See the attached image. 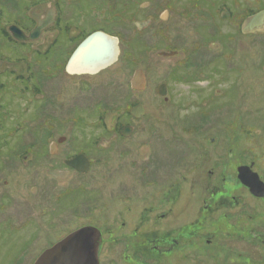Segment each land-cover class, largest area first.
I'll use <instances>...</instances> for the list:
<instances>
[{
  "label": "flooded vegetation",
  "instance_id": "af4514ba",
  "mask_svg": "<svg viewBox=\"0 0 264 264\" xmlns=\"http://www.w3.org/2000/svg\"><path fill=\"white\" fill-rule=\"evenodd\" d=\"M17 1L19 5L21 0ZM226 1L215 0L219 8L215 16L212 15L209 9H201L198 6V0H187L182 9L174 5V0L159 1L164 9L160 11L156 21V34L161 41L160 45L165 47L159 54L163 59L171 58L177 60L169 71L161 74V80L155 89L159 100V109L162 110L159 113L161 116L159 120L161 123L166 121L167 118L176 121V129L178 133L181 132L184 139H187L185 136L194 135L196 137L198 135L196 141L201 142L196 145H190L188 147L189 150H186L187 154H183L181 157L179 154L180 141L166 150H157L152 145H148V142L153 137V130L151 129V125L153 124H150V127L148 126L150 120L143 103L134 101L127 104L124 109H102L99 105H96L88 114H84V111H81V107H79L77 100L73 96L75 92L73 87L61 83L54 84L56 85L54 88L50 85H44V83L60 78H68L74 81L79 92L86 90V92L93 93L95 84H93L94 81L92 82L91 79L100 77L115 67L122 60L124 46H128L129 53L131 50L139 52L148 50L147 44L143 39L145 30L139 31L132 38L127 36V33H129V29L127 30L128 24L132 23V20L137 19V17L130 15L126 1L116 0L113 6H111V10L109 7V11L120 10L121 14L117 12L118 15L112 16L111 13L110 16H104L102 17L103 21H100L101 23L94 21L90 16H64L61 14L60 6L57 5L56 1L55 4H51V1L37 4L53 5L57 13L55 20L52 22L53 18L51 16L46 18L47 15H44L42 18L44 20L43 31L40 34V38L36 41L19 42L12 37L15 43L25 49H20L14 53L12 60L7 61L4 59L6 63L3 71L4 73L8 71L11 74H15V82H27V87L22 90L23 96L13 98L8 105H18L19 109L21 108L23 113L28 116L34 114V117L37 118L36 123L39 122V124H32L34 127L30 128L31 124L28 127L25 124V127L22 128L25 130V133L23 134L21 144L11 145L10 143H4L7 137L3 135L4 130L0 120V171L6 170V168L9 169L11 162H13V165L21 163L25 167V171L32 173L29 176L35 177L37 181L48 179L46 187L58 191L47 194L49 191L45 190L44 203H40L43 201L41 200L36 204V202H32L35 200L31 201L27 199L26 202L31 209L24 210V214L15 213L12 208L14 203L10 193L2 194L0 198V236L4 230H7L6 228L10 227H12L11 229L16 228L17 231L29 229L25 231L28 237L36 229H40V232H43L44 229V243H51L39 251L37 247L39 245L34 243L42 238L36 237L32 241L34 245L31 246L30 244L22 253H19L18 257L20 259L34 263L46 250L61 242L71 233L84 228H94L101 233L99 240L100 264H103V261L105 262L104 258L110 257L111 255L109 254L111 253H121L123 254V260L128 263H134L141 261V257L145 255L147 246H150L153 252L160 253V255L172 254L181 246L182 242L179 232L176 235L172 234L166 237L162 235L157 238L155 237V239L148 237L146 232L153 227L173 231L174 225H179V200L183 196L184 187L187 184H191L189 189L186 190L192 192L193 195L194 190H198L200 194L199 189L204 190V192H201L203 196L206 192H212L210 183L215 176V172L211 170L212 166L210 167V163L208 162H211L213 157H215V160L217 158V164L220 165V168L224 169L221 171L222 173L226 168L222 163L227 160V155L221 148L220 151L218 150L219 152L217 150L211 152L210 148L213 143L216 148L220 147L221 144L216 143L215 140L212 141L209 137H207L209 138V142L207 138L204 139L202 132L207 128L197 125L196 122L207 116L211 111H208V108H206V102H204L203 106L195 103L200 97L206 98L205 93L209 90L205 92L203 89L198 94L193 89L195 86H202L205 90L206 87L211 89L216 83L213 82L210 85L208 83L200 84L201 82L186 78L203 70L204 67L216 65L213 63L215 58H217L216 55L209 61H205L200 57L203 51H209L212 54L211 50L206 49L205 46L197 45L199 40L203 38L202 35L208 31L211 32L210 29L205 28L207 23L203 19L207 16H213L214 25L218 28L220 36L229 35L232 37L230 41L233 42L237 38H243L245 35L256 37L264 34H244L242 32V24L246 17L253 15L250 14L252 10L248 11L247 14H242V11H235L234 13L228 7L229 5ZM239 3L240 1L235 0L231 4L233 9ZM176 8L179 9L176 10ZM223 8L225 9L222 10ZM32 9L29 12V16L26 12L20 14V11L13 15L12 17L15 21H12L13 23L8 26V32L11 26L16 25L26 34H30L38 26V21L31 17ZM223 11L228 13L227 17H225L226 19L228 18L231 21L235 18L237 21H240L238 23L237 35H230L221 30L222 23H220V19L222 20V18L220 14ZM165 12H175L187 21H194V27H197V30L194 32L196 39L190 45L179 44V41H177V44H174L170 41L169 35L171 30L169 26H165L166 23L161 19V15ZM18 16H20L21 20L16 19ZM26 18L27 20H25ZM130 18L131 22L125 21ZM95 32H103L119 40L121 53L118 62L94 75L70 74L67 71V66L72 55L84 40ZM41 38L42 42L39 41ZM176 38L178 39L180 36ZM38 41L40 43H37ZM228 42L225 45L224 40L223 44L229 48ZM17 49L15 48V50ZM54 54L55 56L51 57ZM36 55H38V61L34 60ZM130 55L133 57V54L130 53ZM131 57L130 63L132 65L136 61ZM42 58H45L47 62H42ZM31 59L33 63H30ZM7 62L21 64V70L16 71L8 68ZM36 67L38 70L35 69ZM139 70L134 71L129 83L131 92L135 96L147 92L145 91L147 88V78L144 90L137 91L133 89L132 79L135 72ZM261 71L264 73V63ZM26 72L27 74H25ZM6 77H8L7 74ZM6 86L0 84L1 89ZM159 90L161 94H158ZM21 99H25V103L23 104L25 106L20 107L19 102L16 103L17 100ZM30 104H32L31 110H29ZM138 106H142L144 112L140 115H134L132 111ZM2 107L3 102L0 100V110ZM53 107L57 108L58 112L61 111V114L59 113L56 116L50 114L48 111V115L43 116L42 119L40 118L42 110ZM32 110L33 112L30 113ZM15 115L12 116L11 114L9 118L14 119ZM91 121L92 123H90ZM89 125L91 129L86 131L85 127ZM16 130H21V127L19 126ZM70 130L73 133H70ZM27 132L32 136L31 143H26L24 140V135ZM8 139L10 138L8 137ZM42 140H44V144L39 145L38 142ZM39 151L40 154L38 153ZM189 152L192 153V160L188 159V168L185 171H179V166L181 163H185ZM151 160L155 161V167L149 166L148 162ZM73 161L77 162V166L80 167L79 169L70 165ZM7 162L9 165H4ZM163 162H168L169 167H167L166 172L162 173V169L165 168ZM204 162L207 166L204 170H207L202 173L207 175L191 176V173H196ZM243 166L251 167L253 172L257 173L254 170L255 163H252L250 166L241 165L237 170ZM40 167H45L44 172L46 175L43 176L45 178L41 176L43 174L42 170L38 172L35 170V168L39 169ZM97 168L100 169L98 172L96 171L100 174L98 176L93 175ZM83 169L86 170L83 171ZM18 171L17 169H9L4 171V173L13 176ZM55 171L59 172V174L67 173V176L63 179L56 178L52 175V172ZM154 172H157L158 175H155ZM112 173L115 174L112 175ZM259 176L264 183V177ZM74 181L76 185H73ZM4 182L6 187L10 186L9 180ZM217 182L219 185H225L228 183V178L223 175L218 178ZM200 183H206L208 187L198 186ZM235 184L238 186L236 195H239L238 191L241 193L243 190H246L248 195L253 199H264V197H259L257 193L245 186L238 176L235 177ZM40 189L43 190L44 188ZM231 198L232 203L237 205L239 202L238 197L232 196ZM189 202L186 204V212L193 214V221L189 224L191 231L187 235V240L195 239V244L206 243L211 246L212 241L218 238L219 234H223V226L218 225L219 219L214 220L212 218L211 211H209L212 210L210 204L204 206V211L195 212V208L190 207ZM38 205L44 206V208H37ZM217 210L221 211L222 207L220 206ZM67 211H72V215H68ZM149 213L155 214V216L149 217ZM108 215L112 216L108 218V221H105ZM242 215L244 216L245 214L236 216L232 213L223 212L221 220L240 226L242 224ZM70 217L73 219L68 222L67 218ZM250 217L253 218L252 216ZM216 220L217 223H214ZM207 222L215 224L218 227L217 230H209L208 233L204 232L205 230L203 231L202 227ZM239 222L241 223L239 224ZM63 227L70 228L71 231L59 236L53 242L52 237L47 235V231L51 228L65 229ZM177 227L179 230V226ZM225 240L227 241V239ZM230 240L241 241L243 239L240 237V234H234L233 239ZM216 243L218 242L216 241ZM221 246H224V244ZM120 249H123V251L120 252ZM105 253L108 255H105ZM108 259L111 264L118 262L113 257ZM106 262L109 264L108 261Z\"/></svg>",
  "mask_w": 264,
  "mask_h": 264
},
{
  "label": "rangeland",
  "instance_id": "374dc122",
  "mask_svg": "<svg viewBox=\"0 0 264 264\" xmlns=\"http://www.w3.org/2000/svg\"><path fill=\"white\" fill-rule=\"evenodd\" d=\"M24 1L31 2L32 0ZM59 1L60 3H58V6H60L62 15L72 17L82 15L90 16L94 21L100 22L103 21L102 17L110 16V13L112 12L109 13V7L111 10V6H113L116 0H80L79 5L78 0ZM153 1L156 5H159V1L162 0ZM186 1L187 0H174V5L182 9V6L185 5ZM198 1L199 5H197L201 9H209L213 16L219 11L215 0ZM238 1H240V3L235 9H233V6L231 5L235 0L226 1L229 5L228 7H230L234 13L235 11H242V14H247L250 10L261 11L264 8V0ZM17 2V0H0V9H2L4 13L2 21H9V19L15 21L12 16L19 12ZM22 2L23 0H21L19 4L21 10H24V3L21 4ZM53 3H56L55 0L51 1V4ZM148 6L147 3L142 5V8L147 9L139 12H137V8H132L134 13H136H133L131 16H136L137 19H133L132 23H129L127 26V30L129 29L127 36L130 38L139 31L145 30L143 39L147 44L148 50L144 52L131 50L130 53L133 54V57H131V55L129 56L130 53L128 46H124L122 60L108 73L91 79L92 82L94 81L93 84H95V90L93 93H89V91L86 92V90L84 92L82 90L79 92L74 81L68 78H60L52 82L44 83V85H50L54 88V86H56L54 84L61 83L73 87L75 89L73 96L77 100L79 107H81V111H84V114H88L93 107H96V105H99L102 109H124L127 104L134 101L143 103L151 122H149L148 126L150 127V124H153L151 125L153 137L151 141L148 142V145H152L157 150H166L170 149L174 144H177L180 141L179 154L181 157L183 154H187L186 150H189L188 147L190 145H196L201 142L196 141L198 135H196V137H194V135L189 137L185 136L187 139H184L181 132L178 133V130L176 129V121L167 118L166 121L161 123L159 120L161 117L159 113L162 112V110L159 109V100L156 96L155 89L161 80V74L169 71L177 60L171 58L163 59V57L160 56L159 53L165 48L160 45L161 41L156 34V21L159 17L160 11L157 6L156 8ZM179 8H176V10ZM31 9L32 7H29V10H26L28 16ZM224 9L225 8L222 10ZM115 13L116 12L114 11L112 16L115 15ZM20 14H23V11H21ZM227 15L228 13L224 11L220 14L222 18V20L220 19V23H222L221 30L230 35H237L238 23L240 21H237L235 18L230 21L228 18H225ZM213 16H207L203 19L207 23L206 25L203 23L205 28L207 27L211 32L208 31L206 34L202 35L203 38L199 40L197 45L205 46L206 49L211 50L212 54L209 51H203L201 52L200 57L205 61H209L214 55H216L217 58H215V61L213 60V63L216 65L218 64V66L211 65L204 67L203 70L186 78L201 82L200 84L208 83V85H210L213 82L216 83L211 89L206 87L205 90L202 86H195L193 89L195 90V93L198 94H200L199 92L203 91V89L205 92L209 90L205 93L206 98L200 97L195 103L203 106L204 102H206V108H208V111H211L207 116L196 122L197 125L207 128L202 132V137L204 139L209 137L212 141L215 140L216 143L221 144L220 147L218 146V148H216L212 142L213 144L211 145L210 150L211 152L215 150L220 151L221 148L223 152L226 153L227 160L222 163L226 166L225 171L221 173L224 169L220 168V165L217 164V158L215 160V157H213L211 162H208L210 163L209 166H212L211 170L215 172V176L210 183L212 192H206L203 196L201 195V192H204V190L199 189L200 194L198 193V190H194L193 195L192 192L186 190L189 189L191 184H187L184 187V193L183 196L180 197V205L178 208L179 225L177 226H179V230L176 225H174L173 231L170 229L162 230L161 228L156 227L147 230V236L154 239L155 237L157 238L162 235L164 237L172 234L176 235V233L179 232L182 243L174 253L160 255V253L153 252L150 246H147L145 249V255L141 257V261L128 263L123 260V254L111 253L109 254L111 255L110 257L108 256L106 259L104 258L105 262L103 261V264H107L106 261L109 263L108 258L111 257L116 258L118 261L116 264H264V199H253L248 195L246 190H243L241 193L238 191L239 195L235 194L237 193L236 191L238 187L235 184V177L238 176L237 168L239 166H250L252 163H255L254 170L261 175V177H264V73L261 71V67L264 63V34L256 37L245 35L243 38H237L235 42L230 41L232 37L229 35L220 36L218 28L214 25ZM27 18L25 20H27ZM161 19L166 23L165 26H169L171 30L170 35L169 32L168 35L172 43L177 44V41H179V44L188 46L196 39L194 32L197 30V27H194V21H187L175 12H165L161 15ZM125 21L131 22V18L126 19ZM12 23L13 22L6 24V27L10 26ZM1 25L2 22L0 21V27ZM177 36H180V38L177 39ZM2 37L3 35L0 30V82H3L0 84L7 85L3 89L0 88V100L3 102V107L0 110V120L4 130L3 135L4 137H7L4 143L17 145L21 144L23 134L25 133V130L22 128L25 127V124L27 127L31 124L29 128L34 127L32 124L36 123L37 118L34 117V114L29 116L24 114L21 108L19 109L18 105H8L13 98L23 96L24 93L22 90L27 87V82H15L14 79L16 75L11 74L8 71L5 72L8 75V77H6V74L3 71L6 63L4 59L6 56L14 58V53L20 49L24 50L25 48L15 46L14 43L12 44L9 40H4ZM224 40L225 45L227 41H229V48L224 46ZM39 41L42 42V38ZM39 41L37 43H40ZM16 47H18L17 50H15ZM52 56H55V54L51 55V57ZM37 57L38 55L34 57V60L38 61L39 59H37ZM51 57L48 59L49 61ZM130 57L136 61L132 63V65L130 63ZM41 61L44 63L47 62L45 58H42ZM30 63H33L32 59ZM35 69L38 70L37 67ZM137 69L144 71L147 78V88L145 90L147 92L140 95L138 94L139 96H135L129 87L132 75ZM25 74H27V72ZM24 100L25 99L17 100L16 103L19 102L20 107L25 106L23 105L25 103ZM31 109L32 104L29 105V110ZM48 111L50 114L56 116L59 113L61 114V111L58 112V109L53 107L50 109H44L42 112L40 111L42 113L40 118L42 119L43 116L45 117L48 115ZM32 112L33 110L30 113ZM11 114L12 116L16 114L14 119L9 118ZM90 123H92V121ZM36 124H39V122ZM69 125L71 126V124ZM90 125L85 127L86 131L91 129ZM19 126L21 127V130L17 131L16 129H18ZM70 133L73 132L70 130ZM8 137L10 139H8ZM209 138H207V141ZM24 140L26 143L32 142V136L29 132L24 135ZM38 144L43 145L44 140L39 141ZM38 153L40 154V151ZM191 154L192 153L189 152L185 163H181L179 171H185L188 168L189 160L192 158ZM148 163L149 166L155 167L156 165L153 160ZM205 164V162L202 163L197 172L191 173V176L198 177V175H207L202 173L207 170H204V168L207 167ZM4 165H9V163L7 162ZM163 166L165 168L162 169V173L166 172L167 167H169L168 162H163ZM9 169H17L19 171L13 176H10L9 174L6 175L4 171ZM9 169L6 168V170L3 169V171H0V198L3 193H10L13 198V203L15 204L12 205L15 213L24 214V210L30 208L26 202L27 199L31 201L35 200L32 202L38 204L39 201L43 200L45 190L49 191L47 194L58 191L56 189H53V191L51 188L46 187L48 179L37 181L35 177L29 176L31 172L25 171V167L21 163H15L13 165V162H11ZM35 170L37 172L42 170V177L46 175L44 172L45 167H40L39 169L35 168ZM99 170L100 169L97 168L93 175H100L97 173ZM114 174L112 173V175ZM154 174L158 175L157 172H154ZM223 175L228 178V183L225 185H219L217 180ZM6 180H9L10 182V186L8 187H6L4 182ZM74 184L76 185L75 181L73 182V185ZM204 184L206 183H200L198 186L208 187L207 184ZM40 188L44 189L41 190ZM231 195L238 197L237 199L239 202L237 205L232 203ZM188 202L190 203V207L195 208V212L204 211V206L210 204L212 210L209 211H211L212 218L214 220L219 219L218 225L223 226V228L221 226L223 234H219V237L212 241L211 246L206 243L195 244V239L187 240V235H189V232L191 231L189 224L193 221V214L191 212H186V204ZM40 203H44V200ZM220 206L222 207L221 211L217 210ZM39 207L44 208V206L38 205L37 208ZM223 212L228 214L232 213L236 216L244 213L245 215H242L243 217L241 218L242 224L238 226L226 222L225 220H221ZM67 213L68 215H72L73 212L67 211ZM111 216L112 215H108L105 221H108V218ZM154 216L155 214L149 213V217ZM67 219L69 222V220L71 221L73 218L70 217ZM217 220L214 223H217ZM240 223L241 222H239V224ZM11 228L12 227L6 228L7 230H4L0 236V264H35L38 259L34 263L26 262L24 259H20L18 255L30 244L31 246L34 244L39 245L37 246L39 251L46 246H49L51 243H44V229L43 232H40V229H36L31 233V236L28 237L25 231L29 229L25 231H17L16 228ZM63 228L65 229L51 228L47 231V235H50L52 241L55 242L59 236L71 231L70 228ZM202 228L203 231L205 230L204 232L208 233L209 230H217L218 227H216L215 224L207 222ZM234 234H240V237H242L243 240H230L233 239ZM36 237H41L42 239L38 240V243L35 242L32 244V241ZM225 239H227V241ZM216 241L218 243H216ZM43 244L44 246H42ZM222 244H224V246H221ZM121 251H123V249H120V252ZM105 252H107V250H105ZM105 255L108 254L105 253ZM41 256L42 254L39 258Z\"/></svg>",
  "mask_w": 264,
  "mask_h": 264
},
{
  "label": "water",
  "instance_id": "95a60500",
  "mask_svg": "<svg viewBox=\"0 0 264 264\" xmlns=\"http://www.w3.org/2000/svg\"><path fill=\"white\" fill-rule=\"evenodd\" d=\"M44 15L51 16L52 22L57 13L53 5L40 4L31 11V17L38 21V26L26 34L16 25L9 28L10 34L19 42H32L40 38L43 31ZM244 34L264 33V10L247 17L242 24ZM119 40L103 32H95L87 37L72 55L67 71L70 74L94 75L116 64L120 56ZM8 68L20 71L22 65L7 63ZM133 89L142 91L146 86V77L143 71L135 72L132 79ZM161 94V91H158ZM134 115L143 114L144 109L138 106L133 109ZM108 120V119H107ZM79 169L77 162L70 163ZM86 170V169H85ZM83 169V171H85ZM56 178L63 179L67 173L52 172ZM239 180L259 197H264V183L260 176L253 172L251 167L243 166L238 169ZM101 233L94 228H84L68 235L61 242L46 250L35 264H100L99 240Z\"/></svg>",
  "mask_w": 264,
  "mask_h": 264
},
{
  "label": "trees",
  "instance_id": "16d2710c",
  "mask_svg": "<svg viewBox=\"0 0 264 264\" xmlns=\"http://www.w3.org/2000/svg\"><path fill=\"white\" fill-rule=\"evenodd\" d=\"M48 1H52V0H32L31 2H28V1H23L21 4H23L24 3V10H21V8H20V4L18 5V7H19V11H20V13H21V11H23V13L24 12H26V10H29V7L31 8V7H34L35 5H37V4H39V3H41V2H48ZM57 3H60V1L59 0H55ZM126 1V3H127V6H128V8H129V12H130V15H133V13H134V11L132 10V8L133 9H135V8H137V12H139V11H141V10H146L147 8H142V5H144V4H146V3H148V7H155L156 8V6L159 8L158 10L159 11H162L164 8L161 6V4H159V5H156L155 4V2L153 1V0H125ZM111 2V1H110ZM78 3H79V0H78ZM57 5H59V4H57ZM115 9V8H114ZM264 9V8H263ZM262 9V10H263ZM260 11V10H259ZM259 11H255V12H251L250 14H254V13H256V12H259ZM110 12H114V11H109V13ZM116 13L115 14H117V12H118V14H121L120 13V10L119 11H115ZM136 13V12H135ZM134 13V14H135ZM111 14V13H110ZM117 14V15H118ZM249 14V15H250ZM3 15H4V13H3V10L2 9H0V21L2 22V25H1V27H0V30H1V34L3 35V39L4 40H9L11 43H14V45L15 46H20L19 44H17V43H15V41L13 40V38H12V36L9 34V32H8V30H7V28H8V26L6 27V24H9V23H11L12 21H11V19H9V21H2V17H3ZM13 18V17H12ZM16 18V17H15ZM16 19H20L21 20V18H19V17H17ZM16 48H18V47H16ZM13 58L12 57H9V56H6L5 57V60H12Z\"/></svg>",
  "mask_w": 264,
  "mask_h": 264
}]
</instances>
